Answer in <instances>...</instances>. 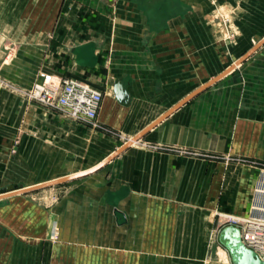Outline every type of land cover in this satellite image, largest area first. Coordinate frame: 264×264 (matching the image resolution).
Wrapping results in <instances>:
<instances>
[{
  "label": "crops",
  "instance_id": "1",
  "mask_svg": "<svg viewBox=\"0 0 264 264\" xmlns=\"http://www.w3.org/2000/svg\"><path fill=\"white\" fill-rule=\"evenodd\" d=\"M0 1V264H233L222 214L264 210V0ZM41 72L102 91L98 127L27 99ZM104 128L128 137L106 155ZM145 130L59 200L20 193Z\"/></svg>",
  "mask_w": 264,
  "mask_h": 264
},
{
  "label": "built area",
  "instance_id": "2",
  "mask_svg": "<svg viewBox=\"0 0 264 264\" xmlns=\"http://www.w3.org/2000/svg\"><path fill=\"white\" fill-rule=\"evenodd\" d=\"M24 95L31 101L57 109L77 121L98 127V114L104 95L97 88L76 80L57 79L53 74L41 72L40 81ZM248 218L224 216L228 223L237 225L243 244L264 261V210L255 206Z\"/></svg>",
  "mask_w": 264,
  "mask_h": 264
},
{
  "label": "water",
  "instance_id": "3",
  "mask_svg": "<svg viewBox=\"0 0 264 264\" xmlns=\"http://www.w3.org/2000/svg\"><path fill=\"white\" fill-rule=\"evenodd\" d=\"M255 50L256 49H253L246 56H244L241 60H239V62H237V64L233 68L240 65ZM233 68H231V70ZM225 75L226 74H223L222 76H220V77L216 78L215 80L209 82L208 84L203 86L198 92H196L195 94L189 96L188 98H186L185 100L180 102L177 106L172 108L170 110V112H168L166 115H164L162 118H160L157 122H155V124H153V126H151V127L152 128L155 127L157 124L162 122L164 119L168 118V116H170L171 114L176 112L178 109H180L182 106H184L186 103H188L193 97H195L201 91H203V90L209 88L210 86H212L213 84H215L217 81H219ZM116 94H117L118 100L123 101V102L127 100V96L124 92V88L121 85L116 87ZM147 132H148V130L143 131L141 134H139L138 136H136L135 138H133L132 140L127 142L118 151H116L109 158H107L105 161H103L101 164H99L98 166H96L93 169L82 172L80 174H74V175L67 176V177H64L61 179H57V180H54L51 182L40 184V185H37L34 187L26 188L24 190H21L20 193H27V192H32V191L41 190V189H45V188H50L53 186H57V185H60V184H63V183L69 182V181H73V180H76L78 178L90 175V174L100 170L104 166H106L109 162H111L116 157H118L120 154H122L123 152L128 150L135 143L139 142L145 136V134ZM13 190H14L13 188H9L8 190H0V195H3L6 192L13 191ZM219 241L229 251L230 256L232 258V261H233V264H264V261H262L254 251L250 250L249 248H247L243 244L242 238H241V231L239 228H237L235 226L225 227L220 233Z\"/></svg>",
  "mask_w": 264,
  "mask_h": 264
},
{
  "label": "rangeland",
  "instance_id": "4",
  "mask_svg": "<svg viewBox=\"0 0 264 264\" xmlns=\"http://www.w3.org/2000/svg\"><path fill=\"white\" fill-rule=\"evenodd\" d=\"M0 8L2 10H0V12L4 11V2L0 1ZM4 16H1L0 18V24L3 25L4 24ZM11 18L9 17V20ZM70 79V78H69ZM80 81V80H79ZM43 106V103H40ZM48 107V106H46ZM50 108V107H48ZM53 109V108H51ZM61 112V111H60ZM63 113V112H62ZM75 120V119H73ZM77 121V120H76ZM81 122V121H79ZM84 123L86 125H91V124H87L85 122H81ZM103 133L105 135V144H104V153L105 155L108 153V142L112 141L114 143V146L116 144H120V143H124L128 140V137L124 136L122 134V132L118 131V130H113V129H108V128H104ZM79 150H76L74 147V152H73V158L72 161L70 162H66V164H61L60 162H57L56 164V168H52V169H48V168H41V169H37L35 170V174L32 175V177L30 178V180L32 181H36V180H41V179H46L49 178L50 176H59V175H70V174H74L77 172H81L84 170H87L89 167L93 166L94 164L98 163V160H96L100 155H101V151L99 148H97L95 146V144L93 146L88 147L87 150L83 149V154L80 151V148H77ZM99 149V150H98ZM98 156V157H97ZM97 157V158H96ZM77 183H79V181H74V182H68L63 186L60 187H52L51 190H53L52 192L54 193L53 198L55 200H59L65 193L66 191H68L71 187H73L74 185H76ZM256 213V211L253 210L252 215ZM264 214V213H263ZM223 216H233V215H229V214H222ZM10 259V258H8ZM33 259L32 257H26L25 260H31ZM0 260H4V257H0Z\"/></svg>",
  "mask_w": 264,
  "mask_h": 264
}]
</instances>
